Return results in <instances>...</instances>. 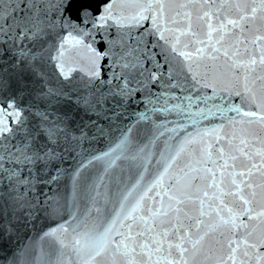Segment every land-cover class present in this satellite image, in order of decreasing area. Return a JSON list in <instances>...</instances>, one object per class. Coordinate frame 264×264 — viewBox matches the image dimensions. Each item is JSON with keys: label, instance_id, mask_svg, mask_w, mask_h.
<instances>
[{"label": "snow or ice", "instance_id": "6c2138e0", "mask_svg": "<svg viewBox=\"0 0 264 264\" xmlns=\"http://www.w3.org/2000/svg\"><path fill=\"white\" fill-rule=\"evenodd\" d=\"M112 3L0 0V93H10L0 99V211L5 217L11 212V218L0 223V243L11 244L19 228L40 213L57 211L48 189L64 173L66 155L78 149L82 155L84 143L104 133L98 120L83 116L111 119L105 110L109 99L118 97L116 110L109 109L112 115L128 101L146 100L140 119L154 113L167 119L177 113L192 118L196 126L218 115L220 123L196 127L169 145L167 155L160 154L161 167L149 178L140 175L131 188L117 181L108 192L113 207L102 221L91 218L92 209L79 216L71 213V220L59 225L73 235L63 246L82 264H99L109 256H123L126 264H193L198 256L212 254L211 249L205 252L206 240L224 228L230 238L221 232L217 245L226 247L227 255L217 264H264V207L257 211L258 197L264 200V135L253 129H241L239 136L223 131L228 124L244 123L243 118L264 128V94L258 95V90L264 93V0H134L135 11L119 16L113 15ZM111 27H116L118 38L106 40L109 46L101 51L95 47L100 42L96 34ZM69 40L87 49L88 84L98 79L119 83L99 96L93 90L73 96L48 86L49 60L68 78L61 58ZM50 51L55 55H46ZM221 59L242 79V91L217 90L196 71ZM105 69L111 73L107 80ZM144 88L149 89L147 97H138ZM207 88L216 95L201 93ZM24 96L31 97L26 106L18 102ZM67 102L83 116L78 119L65 107ZM126 142L124 136L116 148ZM186 148L188 159L168 176ZM98 188L99 183L92 189L96 195ZM91 200L99 203L95 196ZM252 221L257 223L250 226ZM0 252V264H23L22 249Z\"/></svg>", "mask_w": 264, "mask_h": 264}, {"label": "water", "instance_id": "95a60500", "mask_svg": "<svg viewBox=\"0 0 264 264\" xmlns=\"http://www.w3.org/2000/svg\"><path fill=\"white\" fill-rule=\"evenodd\" d=\"M9 94L10 93L8 92L0 93V99L8 96ZM11 94L14 95L15 92L11 91ZM10 218L11 212H8L7 217H5L4 213L0 211V223H6L7 219ZM0 248L5 249L8 253H12V251L15 249H22L23 264H49L39 216L27 227L21 226L16 236L13 237L11 244H8L7 242L0 243ZM3 259V252H0V261H3Z\"/></svg>", "mask_w": 264, "mask_h": 264}]
</instances>
